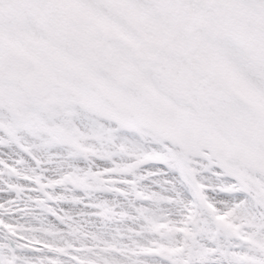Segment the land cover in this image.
Listing matches in <instances>:
<instances>
[{
	"label": "snow or ice",
	"instance_id": "1",
	"mask_svg": "<svg viewBox=\"0 0 264 264\" xmlns=\"http://www.w3.org/2000/svg\"><path fill=\"white\" fill-rule=\"evenodd\" d=\"M0 264H264V0H0Z\"/></svg>",
	"mask_w": 264,
	"mask_h": 264
}]
</instances>
